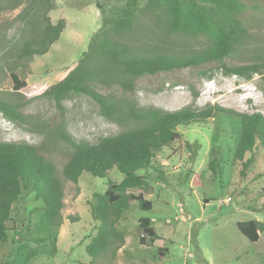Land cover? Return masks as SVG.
I'll return each mask as SVG.
<instances>
[{"label":"rangeland","instance_id":"1","mask_svg":"<svg viewBox=\"0 0 264 264\" xmlns=\"http://www.w3.org/2000/svg\"><path fill=\"white\" fill-rule=\"evenodd\" d=\"M239 1L264 8V0ZM122 2L53 0L54 8L47 15L53 25L63 20L64 29L46 54L33 57L26 68L16 66L14 72L26 86L14 91L4 66L14 60L18 48L30 38L32 27L27 23L38 15L32 13L29 18L30 10H25L29 0H0V95L15 103V110L23 119L10 121L0 113V143H25L38 148L40 154L54 164L64 194L58 253L53 257L38 256L29 264H88L90 259L85 247L95 235L97 224L92 216L94 196L104 193L108 180L121 181L122 176L116 170L110 173L108 180L83 173L77 184L62 176L71 151L62 135L76 143L93 144L129 127L102 117L88 96H71L59 109L45 96V91L77 66L90 38L101 27L100 10L108 11ZM145 2L141 0L140 7ZM243 17L254 19L249 26L253 44L248 52L226 59L227 66L249 62L251 51L264 47V11L247 10ZM175 45L190 52L201 49L204 41L176 40ZM91 89L116 102L128 100L143 109L199 111L217 106L235 114L259 112L264 116V75L238 78L225 74L217 64L145 76L127 91L116 85H91ZM177 130L180 139L153 160L154 169L163 172L169 183H157L155 171H148L149 190L130 192H141L152 202V209L140 211L134 202L116 226L123 234V245L113 259L108 254L95 264H264V232L257 242L251 243L235 226L240 221L264 222V211L254 212L253 209L261 202L264 156L256 154L255 161L241 177V167L232 159L239 125L227 113L209 119L206 124ZM213 158L220 161L222 173L219 175H212L207 169ZM195 173L201 176L200 187L191 183ZM36 206L40 203L32 194L21 196L14 204L11 219L16 228H12L8 241L0 246V264L16 247L18 232ZM141 218H148L159 236L154 244L138 242L143 234L139 228ZM158 248L166 249L160 259Z\"/></svg>","mask_w":264,"mask_h":264},{"label":"trees","instance_id":"2","mask_svg":"<svg viewBox=\"0 0 264 264\" xmlns=\"http://www.w3.org/2000/svg\"><path fill=\"white\" fill-rule=\"evenodd\" d=\"M140 1L123 0L108 11L100 10L101 27L90 38L77 66L45 91V96L59 109L71 96H88L102 117L129 127L93 144L76 143L62 135L71 148L62 171L66 180L77 184L83 173L108 180L114 170L122 176L120 182L108 180L104 193L94 196L92 216L97 224L95 235L85 247L90 259L88 264H95L108 254L111 259L115 257L124 241L116 226L134 202L140 211L152 209V202L141 192L149 190V170L155 171L157 183H169L163 172L154 169L153 160L164 148L180 139L179 127L206 124L209 119L227 113L239 125L232 159L240 165L241 177L255 161L256 154L264 156V116L259 112L235 114L217 106L199 111L183 108L164 112L143 109L128 100L116 102L91 89V85H116L125 91L132 90L136 81L145 76L211 64H217L225 74L238 78L264 75V47L252 50V59L247 63L226 64V59L248 52L253 44L249 26L254 19L244 18V12L264 11V8L239 0H146L141 7ZM53 8V0H29L25 10H30L29 18L32 13L38 18L31 17L27 23L32 27L30 38L18 48L14 60L4 66L14 91L26 86L14 72L16 66L26 68L33 57L46 54L64 29L63 20L55 25L50 22L47 14ZM98 8L101 9L100 4ZM187 39H203L204 45L190 52L175 45L176 40ZM15 107V103L0 95V113L10 121H23ZM207 169L212 175L222 173L217 158L208 162ZM200 178V174H193L192 185L200 187ZM131 190L141 192L133 194ZM25 194L34 195L40 206L32 209L27 223H23L18 232L16 247L1 264H29L38 256L53 257L58 253L64 194L54 164L42 156L38 148L25 143H0V246L8 241L12 228H16L11 211ZM260 198L254 212L264 211V187L260 190ZM235 226L251 243L257 242L264 232V222L257 220L240 221ZM139 228L143 233L138 238L141 245L147 241L154 244L160 239L148 218L139 220ZM193 236L195 240L196 235ZM164 253L166 249H157L159 259Z\"/></svg>","mask_w":264,"mask_h":264}]
</instances>
